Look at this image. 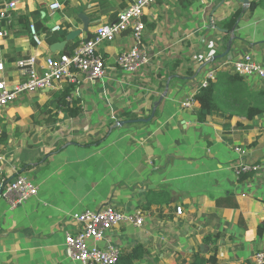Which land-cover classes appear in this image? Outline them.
<instances>
[{
  "label": "crops",
  "instance_id": "crops-1",
  "mask_svg": "<svg viewBox=\"0 0 264 264\" xmlns=\"http://www.w3.org/2000/svg\"><path fill=\"white\" fill-rule=\"evenodd\" d=\"M52 1L18 0L0 44V74L10 84L24 79L17 65L22 58L60 52L44 34L37 45L28 18L51 28L69 23L68 32L79 29L87 37L132 0H59L60 10L49 8ZM238 9L243 13L236 24L225 29ZM144 20L149 61L135 73L118 67L119 53L133 44L131 31L101 44L105 75L83 77L68 97L81 100L79 115L57 108L67 84L23 93L0 114V190L19 172L39 189L16 209L0 196V264H80L66 252V232L78 229L76 214L106 206L144 214L143 226L120 224L100 243L111 242L121 255L141 246L134 264H192L196 252L215 254L216 264H252L264 250V114L228 121L212 114L199 122L198 103L186 106L210 68L223 70L246 53L264 64V0H156ZM246 80L251 89H264L256 76ZM161 97L150 121L130 119L147 118ZM245 163L256 169L241 180L237 168ZM230 193L239 207H218L216 200Z\"/></svg>",
  "mask_w": 264,
  "mask_h": 264
},
{
  "label": "built area",
  "instance_id": "built-area-1",
  "mask_svg": "<svg viewBox=\"0 0 264 264\" xmlns=\"http://www.w3.org/2000/svg\"><path fill=\"white\" fill-rule=\"evenodd\" d=\"M155 2L156 0H132L112 22L98 25L87 37L79 35L75 39L77 44L71 51L63 50L58 55L35 54L19 60L17 65L23 70V80L10 84L8 78L0 74V114L23 93L59 90L64 84L80 83L83 77L92 81L101 79L106 73V64L99 46L114 42L126 31H131L133 44L129 49L119 53L117 65L128 73L139 71L149 61L144 45L145 10ZM18 3V0L0 3V44L10 34L8 26L12 22ZM62 6L59 0L49 3L51 10H60ZM64 28V25L58 24L52 27L51 31ZM30 33L37 45L41 46L43 39L34 23L30 24ZM222 69L245 77L256 76L264 84V64L257 62L251 53H246L237 61H228L225 65L223 64ZM4 70V64L0 62V73ZM216 77L217 68L207 70L200 82V88L208 86L210 81L216 80ZM195 102L192 97L186 102V106L192 107ZM2 135L3 129L0 126V172L4 170L5 161V143ZM238 150L243 153L240 148ZM255 169L253 164H241L237 168V174L239 176L241 173ZM38 192V186L26 174L19 172L2 187L0 196L8 202L11 209H16L38 195ZM177 212L182 214V208L178 207ZM74 218L78 229L74 232H66V252L72 260L80 264H116L121 250L111 242L103 246L100 244L106 240V232L123 223L141 227L145 222L141 210L130 213L112 206L98 210L87 209L76 214ZM252 264H264V250L257 251L253 255Z\"/></svg>",
  "mask_w": 264,
  "mask_h": 264
},
{
  "label": "trees",
  "instance_id": "trees-1",
  "mask_svg": "<svg viewBox=\"0 0 264 264\" xmlns=\"http://www.w3.org/2000/svg\"><path fill=\"white\" fill-rule=\"evenodd\" d=\"M38 10L37 12H39ZM243 13L242 9L236 10L227 21L223 24L225 29H232L236 24L238 18ZM36 12L33 13L35 15ZM34 23L40 36L47 35L46 41L52 45L55 42L63 41L68 35V28L71 26L69 23L64 29L52 32L51 27L42 20L32 22L30 18L27 19V27L30 29V24ZM146 23V22H145ZM77 42L69 40L66 50H73ZM76 89V84H67L58 93V106L60 110H65L71 116H77L82 110L81 100L75 99L72 102L68 101V97L72 95ZM198 103L197 116L199 122H205L209 115L217 114L226 121L230 120L233 116L244 117L247 120H252L259 115L264 114V89H251L246 77L237 73H232L227 70H219L215 81H210L206 87H201L193 96ZM155 104V103H154ZM152 114L148 115L149 118ZM51 116H55L51 115ZM155 116V115H154ZM138 116L132 115L131 120H138ZM139 121V120H138ZM140 122V121H139ZM229 124L225 123L227 127ZM248 127V125H246ZM5 132L3 130L2 140L5 139ZM100 140L95 141L98 143ZM90 143H88L89 145ZM251 172L241 173L240 179L243 180L251 176ZM152 196L149 197L148 202H151ZM216 205L222 208H238L239 203L234 193H230L224 197L216 200ZM239 224L242 228H247L245 218L243 215L239 217ZM264 226L261 227V230ZM263 231V230H262ZM261 231V232H262ZM142 247H136L131 253L120 255L116 264H134V262L141 257ZM216 264L217 256L214 254L209 258L194 253L192 264Z\"/></svg>",
  "mask_w": 264,
  "mask_h": 264
},
{
  "label": "water",
  "instance_id": "water-1",
  "mask_svg": "<svg viewBox=\"0 0 264 264\" xmlns=\"http://www.w3.org/2000/svg\"><path fill=\"white\" fill-rule=\"evenodd\" d=\"M242 2H245V3H249V0H242ZM85 20H87V18L85 17ZM81 30L79 29H75V30H72L68 33L67 37L65 40L63 41H59V42H55L51 45V50L56 52V51H63L66 46H67V43L69 40H75L80 34H81ZM166 95V94H165ZM164 95V96H165ZM163 97H161L158 101L155 102V105H154V109H153V113L152 115L149 117V118H142V119H138L139 121H150L154 115H155V112H156V109H157V106L159 105V103L162 101ZM127 121H122V124H125Z\"/></svg>",
  "mask_w": 264,
  "mask_h": 264
}]
</instances>
